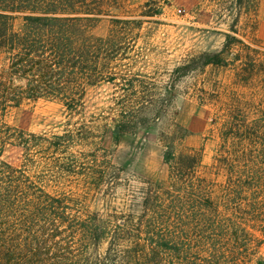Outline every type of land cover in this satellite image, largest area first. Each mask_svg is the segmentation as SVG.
<instances>
[{
  "label": "trees",
  "instance_id": "trees-1",
  "mask_svg": "<svg viewBox=\"0 0 264 264\" xmlns=\"http://www.w3.org/2000/svg\"><path fill=\"white\" fill-rule=\"evenodd\" d=\"M232 1L240 11L253 0ZM158 2H145L142 13L161 15ZM116 3L0 0V114L44 99L60 101L69 116L80 117L85 89L108 83L114 88L113 126L106 134L113 141L154 127L173 99L175 79L195 65L175 68L163 88L139 70L131 72L130 40L141 21L113 16ZM17 16L19 29L13 26ZM102 17H110V31L95 36L91 29ZM235 21L223 34L219 54L198 56L202 65L225 63L219 55L240 43L231 34ZM233 113L223 125L216 158L227 173L222 195L231 207L227 214L205 186L193 182L199 156L176 157L172 142L163 157L171 183L149 188L139 215L84 212L80 196L49 188L71 181L94 187L108 177L106 151L96 143L93 127L79 119L51 135L6 127L1 145L21 148L22 163L4 161L0 146V264H241L256 257L261 240L238 215L243 207L247 219L262 221L264 115ZM256 227L251 229L262 231ZM254 264H264V255Z\"/></svg>",
  "mask_w": 264,
  "mask_h": 264
},
{
  "label": "rangeland",
  "instance_id": "rangeland-1",
  "mask_svg": "<svg viewBox=\"0 0 264 264\" xmlns=\"http://www.w3.org/2000/svg\"><path fill=\"white\" fill-rule=\"evenodd\" d=\"M147 1L117 0L118 10L112 11L113 16L141 21L131 35L130 71L139 70L163 88L173 80L175 68L189 62L195 65L185 76L175 79L173 99L154 127L113 141L106 129L113 126L110 109L114 88L101 83L85 89L80 117L69 116L57 100L23 101L0 114V134L6 127L34 134H60L69 121L88 122L98 136L96 143L106 151L104 167L108 177L94 187L71 181L49 189L73 192L80 196L84 212L102 215H139L149 188L168 187L171 178L163 157L166 146L172 142L176 157L199 156L200 166L195 169L193 182L198 187L205 186L212 202L227 214L231 207L223 203L222 196L227 173L225 168L217 166L216 158L222 150L223 125L233 112L240 110L250 119L264 115V0H253L240 11L232 0H157L162 12L155 17L142 13ZM109 18L102 17L91 32L105 37L111 28ZM234 20L235 33L231 34L240 43H234L227 53L219 55L224 64L202 65L198 56L219 54L224 44L223 34L229 32ZM21 25L22 18L17 16L13 26L19 29ZM157 89L156 93L163 92ZM0 146L2 159L20 166L22 149L1 145V137ZM199 178L205 182H198ZM242 210L245 209H240L238 221L250 227V232L261 240L256 257L264 255V195L262 221L258 217L247 219V211ZM255 224L262 231L251 229ZM256 257L251 260L246 257L241 264H254Z\"/></svg>",
  "mask_w": 264,
  "mask_h": 264
}]
</instances>
